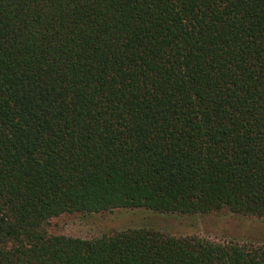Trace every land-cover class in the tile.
I'll return each instance as SVG.
<instances>
[{
	"label": "trees",
	"instance_id": "obj_1",
	"mask_svg": "<svg viewBox=\"0 0 264 264\" xmlns=\"http://www.w3.org/2000/svg\"><path fill=\"white\" fill-rule=\"evenodd\" d=\"M264 218V0H0V264H264V242L63 213Z\"/></svg>",
	"mask_w": 264,
	"mask_h": 264
},
{
	"label": "rangeland",
	"instance_id": "obj_2",
	"mask_svg": "<svg viewBox=\"0 0 264 264\" xmlns=\"http://www.w3.org/2000/svg\"><path fill=\"white\" fill-rule=\"evenodd\" d=\"M155 228L174 235H197L213 241L264 242V218L227 208L206 213H159L146 208L63 213L49 219V234L92 239L130 228Z\"/></svg>",
	"mask_w": 264,
	"mask_h": 264
}]
</instances>
